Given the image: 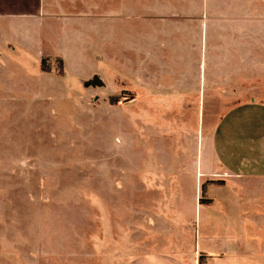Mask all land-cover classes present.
Instances as JSON below:
<instances>
[{"label":"rangeland","instance_id":"1","mask_svg":"<svg viewBox=\"0 0 264 264\" xmlns=\"http://www.w3.org/2000/svg\"><path fill=\"white\" fill-rule=\"evenodd\" d=\"M13 1V17L0 11V264H127L191 249L203 186L226 178L216 124L264 100L243 78L217 85L215 0H124L113 20L117 0H93L87 14L71 3L66 16L88 18L80 31L68 18L39 25L40 0ZM178 59L199 92L166 90L181 86Z\"/></svg>","mask_w":264,"mask_h":264},{"label":"crops","instance_id":"2","mask_svg":"<svg viewBox=\"0 0 264 264\" xmlns=\"http://www.w3.org/2000/svg\"><path fill=\"white\" fill-rule=\"evenodd\" d=\"M122 1L117 0L116 8L109 10L117 15L108 17L107 24L123 12ZM13 3V0L0 1V11L9 8L7 15L13 17L16 11L10 7ZM71 3L76 6L85 3V8L79 11L86 14L93 10V0H40L38 12L43 13V18L39 25L45 26V20L49 23L58 17L62 22L68 18V25L73 29H87V17L66 16ZM37 19L40 18L37 16ZM214 21L215 34L219 36L215 46L219 52L214 61L215 76L218 74L219 80L221 75L229 76L232 82L229 86H241L243 78L247 89L264 93V7L260 12L215 0ZM188 34L185 30L189 42ZM199 44V39L188 43L192 52L202 55ZM176 62L177 74L182 76L181 86L179 81L166 90L199 92L202 89L199 78L197 84H186L184 78L189 79L193 73L179 70L182 63L179 59ZM202 71L198 70L199 77ZM217 85L223 87L221 80ZM212 145L214 157L226 178L205 184L206 202L199 200L197 204V211L200 214L204 211L205 219L199 230L195 213V233L189 228V235L193 236L191 249L182 254L142 255L127 264H264V100L254 97L232 106L219 118Z\"/></svg>","mask_w":264,"mask_h":264},{"label":"trees","instance_id":"3","mask_svg":"<svg viewBox=\"0 0 264 264\" xmlns=\"http://www.w3.org/2000/svg\"><path fill=\"white\" fill-rule=\"evenodd\" d=\"M59 63L62 65V59L59 60ZM204 188H205V185L203 186V193H204ZM206 201L204 200L203 203H205Z\"/></svg>","mask_w":264,"mask_h":264},{"label":"water","instance_id":"4","mask_svg":"<svg viewBox=\"0 0 264 264\" xmlns=\"http://www.w3.org/2000/svg\"><path fill=\"white\" fill-rule=\"evenodd\" d=\"M99 84H100V85H103V82H102V81H99ZM93 85H96V84L94 83Z\"/></svg>","mask_w":264,"mask_h":264}]
</instances>
